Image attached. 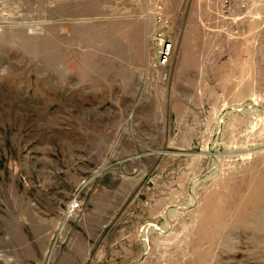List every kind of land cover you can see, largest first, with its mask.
Wrapping results in <instances>:
<instances>
[{
    "label": "rangeland",
    "instance_id": "rangeland-1",
    "mask_svg": "<svg viewBox=\"0 0 264 264\" xmlns=\"http://www.w3.org/2000/svg\"><path fill=\"white\" fill-rule=\"evenodd\" d=\"M158 6L0 0V264H264V0Z\"/></svg>",
    "mask_w": 264,
    "mask_h": 264
},
{
    "label": "built area",
    "instance_id": "built-area-1",
    "mask_svg": "<svg viewBox=\"0 0 264 264\" xmlns=\"http://www.w3.org/2000/svg\"><path fill=\"white\" fill-rule=\"evenodd\" d=\"M212 4H214L218 10V12L222 15L228 16L233 13L239 12L241 14L245 13L248 10V7L253 5L257 0H209ZM159 12H158V21L162 24H167V19L163 14L162 10L164 7V0H159ZM244 14L242 15V18ZM159 50L160 55L158 57L159 65H166L172 54V44L171 42H167L164 40L163 45ZM80 208V202L77 199H74L71 203V209L77 210Z\"/></svg>",
    "mask_w": 264,
    "mask_h": 264
},
{
    "label": "bare ground",
    "instance_id": "bare-ground-1",
    "mask_svg": "<svg viewBox=\"0 0 264 264\" xmlns=\"http://www.w3.org/2000/svg\"><path fill=\"white\" fill-rule=\"evenodd\" d=\"M163 43H164V41H163ZM163 43H162V45H163ZM173 46V45H172ZM162 50V49H161ZM159 55H160V52H159ZM159 55H158V57H159ZM246 212V211H245ZM247 214V213H246ZM244 217V216H243ZM223 227V226H222ZM221 229V228H220Z\"/></svg>",
    "mask_w": 264,
    "mask_h": 264
}]
</instances>
